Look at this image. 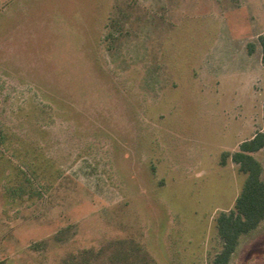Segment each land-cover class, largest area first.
Segmentation results:
<instances>
[{
    "label": "rangeland",
    "instance_id": "rangeland-1",
    "mask_svg": "<svg viewBox=\"0 0 264 264\" xmlns=\"http://www.w3.org/2000/svg\"><path fill=\"white\" fill-rule=\"evenodd\" d=\"M260 36L264 0H0V154L36 175L0 180V264H212ZM229 264H264V220Z\"/></svg>",
    "mask_w": 264,
    "mask_h": 264
},
{
    "label": "trees",
    "instance_id": "trees-1",
    "mask_svg": "<svg viewBox=\"0 0 264 264\" xmlns=\"http://www.w3.org/2000/svg\"><path fill=\"white\" fill-rule=\"evenodd\" d=\"M261 48V64L264 68V37H258ZM249 53L253 45L249 44ZM263 127L248 140L241 142L238 150L232 154L224 153L221 162L224 164L229 158L237 166L240 173L245 174L246 179L235 199L234 210L228 213L221 212L216 218L217 235L220 241V250L214 255L212 264H229L230 259L242 236L253 232L264 220V179L262 178V166L253 154L264 148V102L262 106ZM0 180L10 182L11 171L16 169L15 180L19 182L18 187L12 189L15 196L22 197L23 189H30L35 181V170L20 173L19 168H12L9 159L0 154ZM6 169L10 170L8 173ZM36 168V167H35ZM15 173V172H14ZM34 180V181H33ZM27 189V190H28ZM29 191V190H28Z\"/></svg>",
    "mask_w": 264,
    "mask_h": 264
}]
</instances>
